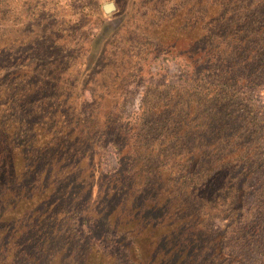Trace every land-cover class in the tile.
<instances>
[{
	"label": "rangeland",
	"instance_id": "1",
	"mask_svg": "<svg viewBox=\"0 0 264 264\" xmlns=\"http://www.w3.org/2000/svg\"><path fill=\"white\" fill-rule=\"evenodd\" d=\"M185 1L155 8L153 0H0V89L7 91L0 101L28 98L27 107L32 103L40 119L48 111L60 114L59 122L69 128L66 161L58 162L52 178L57 171L59 178L67 172L70 191L64 192L65 202L77 199L64 227L73 237H64L55 251L70 248L80 232L84 242L97 244L106 264H231L230 256L212 249L222 235V242L235 248L245 242L246 257L264 249V208L258 205L264 203L258 191L264 189V0H191L197 15L215 8L214 1H224L216 18L228 14L223 22L233 23L239 17L231 30L238 31L240 43L224 48L226 57L237 64V73L246 68L245 56L253 54L249 48L259 53L253 58L263 59L250 82L255 86L244 92L253 107L245 120L244 139L247 147L258 145L256 156H247L245 165L252 169L253 158L259 160L244 182L242 203L234 201L238 198L233 199L232 190L228 199L223 191L214 198L213 206H218L206 220L182 224L186 212L176 202L177 175L166 180L165 175L144 171L150 165L167 167V161L177 158L167 147V160L161 155L141 156L137 150V136L144 144L149 139L145 124L139 123L147 85L164 79L165 73L166 81L176 80L181 65L177 49L188 43L183 36L163 39L178 28L173 30L172 17L161 20L160 10L186 6ZM107 2L114 7L104 12ZM63 6H69V15L62 14ZM51 15L60 18L53 23ZM158 20L165 22L155 28L160 43L148 33ZM190 43V49L206 52L199 42ZM23 105L21 114L28 111ZM151 183L157 185L143 189ZM35 192L44 193L45 201L61 195L48 185ZM243 213L242 219L234 220ZM224 252L230 253L229 245ZM61 253H55L53 264Z\"/></svg>",
	"mask_w": 264,
	"mask_h": 264
},
{
	"label": "trees",
	"instance_id": "2",
	"mask_svg": "<svg viewBox=\"0 0 264 264\" xmlns=\"http://www.w3.org/2000/svg\"><path fill=\"white\" fill-rule=\"evenodd\" d=\"M179 1L153 0V3L157 8L163 7L164 3L176 5ZM193 2L186 0V6L171 5L160 10L164 12L161 20L167 21L172 17V24L176 25L173 30L178 28L163 39L175 40L183 36L188 43L177 47L181 65L175 83L166 81L165 73L164 79L147 85L139 123L145 124L142 127L146 128L149 139L144 144L137 136L135 141L141 156L158 158L157 155H161L167 160V147V151L177 158L175 162L167 161V167L150 165L143 170L152 175H165L166 180L173 174L177 175L175 185L179 194L176 202L182 212H186L179 221L182 224L192 223L198 218L206 220L218 206H213L214 198L223 191L224 196L229 198L232 190L233 199L238 198L234 201L241 204L245 194L244 182L255 171L259 160L253 158L252 169L245 165L247 156H256L258 145L253 142L251 148L247 147L244 139L248 110L253 109L244 92L255 86L250 82L263 59L253 58L259 53L253 47L249 48L248 51H253V54L245 56L248 61L246 68L237 73V64L226 57L224 48L240 43L236 37L238 31L231 30L232 26H237L239 17H234L233 23L223 22L228 14L216 18L224 1H214L215 8L211 6L197 15ZM62 9L63 15H69V6ZM51 17L54 18L53 23L60 18ZM161 20L152 23L148 30L158 43L162 40L157 38L160 35L155 28L165 23ZM191 41L199 42L206 52L203 54L198 49H190ZM2 58L3 55L0 56V64ZM12 90L14 92L16 88ZM5 93L7 91L1 88L0 98ZM27 101L28 98H5L4 102L0 101V264H53L57 252L63 253L56 264H76L77 261L81 264H106L97 244L90 240L84 242L81 232L70 248L55 251L57 246H62L64 237H73L71 231L64 227L71 220L68 209L77 199L69 198V203L65 202L64 192L70 191L65 177L67 172L59 178L57 171L52 178L58 162L66 161L70 145L69 128L61 125L60 114L57 115L56 110L53 111L56 115L48 111L40 119L32 103L30 108L27 107ZM23 103L28 111L21 114L18 110L22 109ZM151 160L148 159L149 162ZM157 160L159 163L166 162ZM119 166L120 163H117L116 168ZM235 177H240V181ZM154 184L142 186L147 190L157 185ZM47 185L61 195L45 201L47 196L44 193H34L38 186L42 189ZM170 185L174 186V183ZM258 191L260 196L264 195L262 187ZM258 205L259 209L264 208V203ZM244 216V213L241 217L237 215L234 220ZM213 236L209 239H215ZM223 238L224 235L219 236L212 249L219 248L221 253L230 256L231 264H247V261H250L249 264H264V249H259V254L252 251L254 256L250 252L246 257L245 242H239L235 248L222 242ZM227 245L230 253L224 252ZM204 248L211 252L209 245Z\"/></svg>",
	"mask_w": 264,
	"mask_h": 264
},
{
	"label": "water",
	"instance_id": "3",
	"mask_svg": "<svg viewBox=\"0 0 264 264\" xmlns=\"http://www.w3.org/2000/svg\"><path fill=\"white\" fill-rule=\"evenodd\" d=\"M113 3L112 2H107V3H104L103 5H102V9H103V11L104 12H109V11H111L112 9H113Z\"/></svg>",
	"mask_w": 264,
	"mask_h": 264
}]
</instances>
